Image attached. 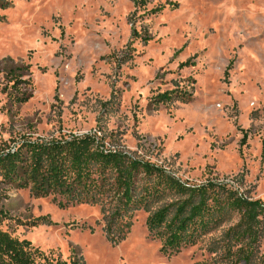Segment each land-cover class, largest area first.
Wrapping results in <instances>:
<instances>
[{
  "label": "rangeland",
  "instance_id": "374dc122",
  "mask_svg": "<svg viewBox=\"0 0 264 264\" xmlns=\"http://www.w3.org/2000/svg\"><path fill=\"white\" fill-rule=\"evenodd\" d=\"M169 90L189 97L154 102ZM23 93L28 99L15 101ZM86 133L185 183L227 182L264 201V0H13L0 8V147ZM0 211L2 230L83 264H264V229L252 247L226 236L236 212L164 253L141 204L125 217L126 236L112 240L100 204L61 207L0 175Z\"/></svg>",
  "mask_w": 264,
  "mask_h": 264
},
{
  "label": "trees",
  "instance_id": "16d2710c",
  "mask_svg": "<svg viewBox=\"0 0 264 264\" xmlns=\"http://www.w3.org/2000/svg\"><path fill=\"white\" fill-rule=\"evenodd\" d=\"M12 2L0 0V8H8ZM18 82L14 81L12 87L17 88ZM174 96L189 97L183 90H169L153 100L167 102ZM27 99L28 95L23 93L15 101ZM10 141L0 147V175L6 183L30 187L35 196L53 195L61 207L100 204L109 239L119 241L126 236L131 222L125 217H130L140 204L149 212L147 228L161 238L164 253L194 242L201 230L210 221L222 219L225 211L239 216L237 223L227 229L226 236L244 246L257 243L264 229L262 199H250L227 182L185 183L156 163L111 147L105 136L86 133L51 140L24 137ZM169 193L176 199L155 209L150 207L153 200ZM6 218L0 211V225ZM243 250L242 246L240 251ZM251 253L246 251V256ZM0 264H83V261L77 256L50 257L29 239H20L0 228Z\"/></svg>",
  "mask_w": 264,
  "mask_h": 264
}]
</instances>
